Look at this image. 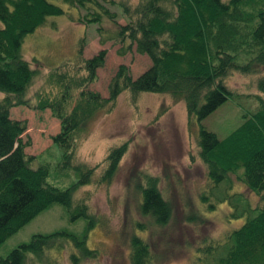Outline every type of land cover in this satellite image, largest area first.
I'll list each match as a JSON object with an SVG mask.
<instances>
[{
  "label": "trees",
  "instance_id": "1",
  "mask_svg": "<svg viewBox=\"0 0 264 264\" xmlns=\"http://www.w3.org/2000/svg\"><path fill=\"white\" fill-rule=\"evenodd\" d=\"M63 1L83 10L76 18L96 22L99 39L117 42L118 53L133 49L146 54L149 63L133 77L118 63L107 82V95L101 96L86 83L103 61V48L88 57L79 56L76 65L81 72L70 77L78 89L70 109L65 110L64 74L54 79L60 85L58 97L39 104L49 107L58 119L59 128L51 138L60 150L59 158L50 163L41 154H27L23 148L28 140L21 138L25 122L9 115L10 105L23 103L22 95L35 72L19 47L22 37L43 23L46 15L62 13L63 8L50 0H0V90L4 94L0 97V242L53 201L65 207L70 219L83 216L86 227L96 223L87 204L73 195L75 186L87 182L94 168L76 160L72 151L75 131L87 117L88 106H111L121 90L128 92L130 101L140 91H167L183 100L189 117L201 118L232 92L226 77L236 71L255 74L258 107L243 111L237 125L223 137L199 127L196 145L213 182L240 169L241 181L264 200V72L259 71L264 68V0ZM111 3H120L123 22L108 9ZM103 18L112 24L111 30L104 28L106 22L101 24ZM124 145L108 148L99 180L114 171ZM62 169H72L76 179L67 186L48 181L50 170ZM141 179L138 210L162 224L169 204L154 175L144 173ZM231 205L230 215L238 216V211L247 215L226 233L224 252L208 264H264V203L240 209L235 202ZM62 243L71 246L68 259L73 264L79 257L98 253L86 245L84 234L60 229L31 233L27 241L0 255V264H23L26 254L38 256ZM128 243L129 264H154L149 243L142 236L132 231Z\"/></svg>",
  "mask_w": 264,
  "mask_h": 264
},
{
  "label": "rangeland",
  "instance_id": "2",
  "mask_svg": "<svg viewBox=\"0 0 264 264\" xmlns=\"http://www.w3.org/2000/svg\"><path fill=\"white\" fill-rule=\"evenodd\" d=\"M50 1L59 4L63 12L46 15L43 23L22 37L21 56L35 72L22 95L23 103L10 105L9 115L25 122L21 132V138L28 140L23 148L25 153L41 154L52 163L60 155L51 138L59 123L49 107H39V104L46 98L58 97L60 85L54 80L56 76L64 74L63 82L68 88L65 110L68 111L77 99L78 89L72 86L70 77L81 72L76 65L79 56L88 57L103 48V61L95 68L93 79L86 83L87 88L101 96L107 95V82L118 63H123L133 77L149 59L133 49L118 53L117 42L111 38L99 39L96 22L84 23L75 17L83 10L63 0ZM107 6L118 22L124 21L120 3ZM111 27L108 21L104 25L107 30ZM63 63H66L63 67L59 66ZM259 71L264 72V68ZM254 76L237 71L230 73L226 80L232 92L201 118L189 117L183 100L167 91H140L130 101L128 92L121 90L111 106H88L87 117L75 131L72 151L76 160L94 168L87 182L75 186L73 195L87 204L96 223L86 227L83 216L70 219L65 207L53 201L0 242V255L27 241L31 233L63 229L84 234L86 245L98 251L96 256L79 257L75 264H129L128 241L134 231L149 243L154 264L212 262L224 252L226 233L247 215L245 211H238V216L230 215L231 204L235 202L236 209L245 204L257 207L264 200L241 181L240 169L229 171L213 182L206 174L195 138L199 127L223 137L237 125L243 111L258 107L256 95L260 93ZM121 142L125 144L124 150L114 171L107 179L99 180L108 148ZM144 173L155 176L169 204V214L162 224L138 210L139 184ZM76 177L72 169H62L50 170L47 179L58 186H67ZM70 248L62 243L38 256L26 254L23 264H73L68 259Z\"/></svg>",
  "mask_w": 264,
  "mask_h": 264
}]
</instances>
